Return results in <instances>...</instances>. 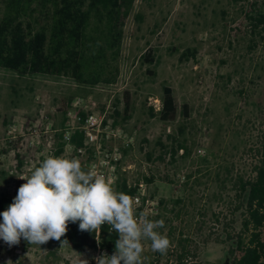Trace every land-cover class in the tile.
<instances>
[{"label":"rangeland","instance_id":"1","mask_svg":"<svg viewBox=\"0 0 264 264\" xmlns=\"http://www.w3.org/2000/svg\"><path fill=\"white\" fill-rule=\"evenodd\" d=\"M4 5L0 0V17ZM258 8L264 9V0H137L125 27L118 79L108 85L0 68V192L14 195L18 176H30L45 159L42 152L52 135L56 157L78 158L86 171V155L66 146L62 134L66 122L77 124L76 99L84 98L96 111L109 101L122 110L128 89L132 116L113 123L133 136L124 144L120 183H147L151 197L160 201L152 220L165 221L162 235L173 231L175 253L181 239L192 240L196 257L188 264H230L228 251L244 219L245 195L236 183L253 175L263 122L264 42L251 32L248 17ZM148 46L154 49V63L142 61ZM187 47L197 54L182 60ZM164 84L173 87L179 104L170 121L150 109L155 98L163 103ZM184 102L190 105L188 119L181 113ZM169 135L187 148L178 149L174 162L169 155L162 162L157 141L176 144ZM60 142L64 147L58 152ZM17 152L24 155L20 166ZM19 246L43 264H80L93 257L91 247L81 250L56 240L39 246L21 239Z\"/></svg>","mask_w":264,"mask_h":264},{"label":"trees","instance_id":"2","mask_svg":"<svg viewBox=\"0 0 264 264\" xmlns=\"http://www.w3.org/2000/svg\"><path fill=\"white\" fill-rule=\"evenodd\" d=\"M137 0H5L4 10L0 17V68H7L19 75L46 74L68 76L79 84L96 86L112 84L118 79L120 69L117 63L122 55L125 27L136 5ZM251 32L259 34L264 42V9L258 8L248 15ZM141 19V16H138ZM195 47H187L180 58L187 60L196 56ZM143 62L156 61L154 49L148 46L141 55ZM152 74L154 71L150 70ZM73 97L69 100L72 101ZM131 91H124V107L118 106L109 114L112 122L117 124L121 116L129 119L132 109ZM182 116H191L188 102L182 104ZM151 109V114H159L164 121L175 119L179 113L178 100L171 85H163V107L159 113ZM85 118L84 111L79 112ZM181 133L183 128H180ZM168 144L159 138L157 144L162 152L157 160L174 162L178 149L186 147L184 142L176 139ZM76 146L84 144V132L76 131L71 139ZM19 147V141L13 143ZM64 143H59V151ZM257 161L253 166V175L240 177L236 185L240 196L245 195L244 219L237 239L228 251L230 264H264V110L260 130L259 145L255 148ZM149 156L152 154L149 152ZM17 166H20L24 155L17 152ZM153 176L146 177L152 182ZM24 180L15 181L14 195L0 192V213L7 210ZM122 188L133 193L135 188H128L126 180ZM180 202V201H178ZM0 216V223H2ZM172 230L167 237L172 241ZM96 232L80 231L79 223H69L63 240L77 249L95 246ZM101 243L112 253L118 234L110 232L107 224L101 226ZM191 239L180 240L176 252L177 264H188L195 256ZM143 264H153L143 260Z\"/></svg>","mask_w":264,"mask_h":264},{"label":"clouds","instance_id":"3","mask_svg":"<svg viewBox=\"0 0 264 264\" xmlns=\"http://www.w3.org/2000/svg\"><path fill=\"white\" fill-rule=\"evenodd\" d=\"M21 185L7 210L0 213V240L9 247L21 239L30 245L61 241L69 223H79V230L96 232L97 242L102 225L115 231V251L93 257L96 264H143V241H150L151 250L167 254L170 239L159 229L165 221L150 220L146 212H137L128 194L116 192L110 180L91 168L82 169L78 158L49 156L36 167ZM69 241H61L62 246ZM8 264H12L8 261ZM80 264H89L82 259Z\"/></svg>","mask_w":264,"mask_h":264},{"label":"built area","instance_id":"4","mask_svg":"<svg viewBox=\"0 0 264 264\" xmlns=\"http://www.w3.org/2000/svg\"><path fill=\"white\" fill-rule=\"evenodd\" d=\"M151 103L156 111H160L163 107L162 101L158 98H155ZM113 104L112 101H109L103 110L96 111L88 109V103L84 98H77L74 106L78 110L73 114L77 124L73 126L70 122H66L62 133L64 141L66 142V146H71L78 155H86V160L84 161L86 171L88 168H91L97 174L103 175L107 180H110L114 189L121 188L123 193L130 195L134 200H138V204H134L135 210L137 212H146L148 218L152 220L154 214L158 212L156 208L160 201L158 198L151 197L147 190V183L145 181L131 183L127 180V187L135 188L133 193L125 191L122 188V183H120L119 168L123 158V149L126 146L124 144L129 145L132 142L133 136L129 135L123 128L113 126L112 120L108 118L109 114L116 108ZM80 111L86 113L85 118H82V115L79 113ZM76 131L84 132V144L79 147H76L71 141ZM52 138L53 135L48 140L46 152H42L44 158L56 156L58 148ZM19 177H24V174L22 173V175L18 176V180H20ZM96 236L97 233L95 235V246L91 247L93 248V257L99 256L104 252L112 255L113 253L110 250L102 246L100 234L99 243ZM143 243L144 252L142 258L144 261L153 264H177L174 245L170 246L167 254H161L158 251L153 252L151 250L150 241H143ZM10 251L7 244L3 240H0V264H8V261H11L12 264H43L36 256L30 258L29 254H26L23 247L19 245L12 247L13 254ZM93 257L89 260V264H96Z\"/></svg>","mask_w":264,"mask_h":264}]
</instances>
